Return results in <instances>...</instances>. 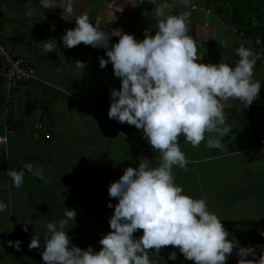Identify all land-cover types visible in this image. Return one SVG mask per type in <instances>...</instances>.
Instances as JSON below:
<instances>
[{
	"label": "crops",
	"instance_id": "1",
	"mask_svg": "<svg viewBox=\"0 0 264 264\" xmlns=\"http://www.w3.org/2000/svg\"><path fill=\"white\" fill-rule=\"evenodd\" d=\"M76 7L77 14L87 11L93 23L108 31L121 28L143 39L146 29L157 30L153 0H76ZM186 7L192 13L190 35L204 52L200 59L234 66L239 58L235 48L243 43L260 54L254 75L264 80V34L246 32L232 20L231 9L213 0H192L191 5L178 4L169 11L178 13ZM61 11L58 5L44 8L40 0H0L2 42L37 72L36 79L20 82L15 90L22 118L11 121L10 127L5 85L0 79V199L8 204L0 212V234L22 240L19 250L0 243V264H48L42 258L46 222L63 218L66 208L77 212L76 223L68 225L72 243L82 248L91 245L98 251L101 236L111 230L109 218L119 199L109 195L110 183L119 179L127 166H137L141 158H149L153 166L160 161L159 151L142 129L109 117L110 91L121 86V78L114 74L111 61L100 67L105 48L84 42L70 48L64 45L62 35L75 27L76 20L63 18ZM260 25L264 29V22ZM48 38L57 39L59 50L44 53L43 40ZM118 40L113 35L109 46ZM224 41L225 45L220 43ZM76 59L86 62L80 74L70 66ZM226 113L233 129L221 138L225 146L208 147L205 140L194 147L181 135L179 143L189 163L187 171L174 166V173L185 191L207 199L230 231L229 238L255 246L256 255L249 253L246 258L258 260L264 255V152L257 148L264 143V81L251 105L233 99ZM26 120L44 121L52 138L28 129ZM26 162L42 164L48 182L25 169L24 183L17 188L7 170H19ZM142 232L139 229L134 235ZM34 234L40 236L41 245L29 248ZM173 250L177 252L175 260L169 258ZM149 255L159 264H197L173 245L163 246L158 254L151 249ZM240 258L234 248L225 264H238Z\"/></svg>",
	"mask_w": 264,
	"mask_h": 264
},
{
	"label": "clouds",
	"instance_id": "2",
	"mask_svg": "<svg viewBox=\"0 0 264 264\" xmlns=\"http://www.w3.org/2000/svg\"><path fill=\"white\" fill-rule=\"evenodd\" d=\"M153 2L157 30L146 29L144 38L138 39L121 28L108 31L93 23L87 11L77 14L76 0H40L44 8L60 6L63 18H75V27L62 35L64 45L70 48L84 42L106 49V56H100V67L111 61L114 74L121 78V86L110 91L109 117L142 129L160 154L155 166L149 158H141L137 166H127L119 179L110 183L109 195L119 199L109 218L111 230L101 236L98 251L91 245L82 248L72 243L68 225L76 223L77 212L66 208L63 218L46 222L42 258L48 264H159L150 258V250L158 254L163 246L173 245L197 264H225L234 248L241 257L238 264H264V255L258 260L246 258L249 253L256 255L255 246L240 245L238 238H229L230 231L207 199L185 191L174 173V166L187 171L189 163L179 143L181 135L194 147L205 140L208 147L225 146L221 138L233 129L227 122L226 108L233 99L247 107L259 96L264 80L254 73L260 54L241 43L235 48L239 58L234 66L204 62L200 59L204 52L190 35L191 10L169 11L178 4L191 5L192 0ZM51 27L55 28V22ZM113 35L119 40L109 46ZM43 42L44 53L59 50L56 38ZM70 66L80 74L86 62L76 59ZM25 169L48 182L42 164L26 162L19 170H7L17 188L24 183ZM7 208L0 199V212ZM139 229H143L142 235H134ZM8 244L19 250L22 240H9ZM40 245V236L34 234L28 247ZM176 257L175 250L169 253L170 259Z\"/></svg>",
	"mask_w": 264,
	"mask_h": 264
},
{
	"label": "built area",
	"instance_id": "3",
	"mask_svg": "<svg viewBox=\"0 0 264 264\" xmlns=\"http://www.w3.org/2000/svg\"><path fill=\"white\" fill-rule=\"evenodd\" d=\"M197 7V5H196ZM0 79L5 85V112L8 118V126L13 120H20L22 118L21 105L15 96V90L20 82L34 80L37 78V72L33 65L26 61L23 56L14 55L2 42L0 36ZM25 125L31 131L42 132L45 138L51 139L52 133L49 131L47 124L44 121L31 120L25 122ZM14 133L13 130H10ZM7 139V135L4 137ZM260 151L264 152V143L257 147ZM10 235L0 234V243H8Z\"/></svg>",
	"mask_w": 264,
	"mask_h": 264
},
{
	"label": "trees",
	"instance_id": "4",
	"mask_svg": "<svg viewBox=\"0 0 264 264\" xmlns=\"http://www.w3.org/2000/svg\"><path fill=\"white\" fill-rule=\"evenodd\" d=\"M211 1V0H210ZM218 5L231 9L233 21L240 27L256 35H263L264 29L260 25L264 22V0H213ZM230 4L227 6V4Z\"/></svg>",
	"mask_w": 264,
	"mask_h": 264
}]
</instances>
